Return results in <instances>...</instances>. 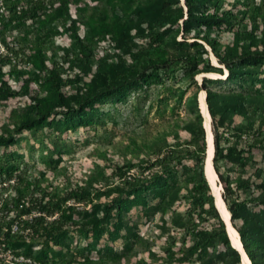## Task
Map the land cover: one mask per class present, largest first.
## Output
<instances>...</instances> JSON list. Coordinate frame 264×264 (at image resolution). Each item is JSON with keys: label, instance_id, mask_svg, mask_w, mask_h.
<instances>
[{"label": "trees", "instance_id": "trees-1", "mask_svg": "<svg viewBox=\"0 0 264 264\" xmlns=\"http://www.w3.org/2000/svg\"><path fill=\"white\" fill-rule=\"evenodd\" d=\"M184 4L186 10L180 0H0V41L4 47L3 50L0 47V109L15 127L10 129L8 123L0 121V146L8 147L15 143L16 133L43 126L53 114L82 115L94 103L122 94L138 81L159 76L162 70H175L183 65L185 77L194 78L200 71L201 54L186 48H170L164 43L154 44L161 34L157 29L160 26L176 27V33L182 30L185 37L192 35L193 25L200 26L196 36H193L196 39L192 45L203 47L204 43L197 39L202 37L211 45L218 61L225 64L228 76L232 75L231 63L237 56L264 61V0H184ZM115 8L122 14L114 11ZM131 12L137 18L131 17ZM213 25L227 26L231 40L222 44L219 38L211 37ZM81 27L84 28L83 35L79 32ZM11 29L15 30V35L9 33ZM61 32L70 38V45L54 50L50 58L44 49ZM135 37H147V41L139 43ZM106 43L113 51L110 48L99 49ZM184 43L187 42L179 44ZM21 61L32 62L41 72L31 76L27 69L21 67ZM73 66L90 79L85 82V87L71 85V91L67 92L66 82L74 80L64 79L62 74L69 73ZM21 98L25 99V108L19 113L17 104ZM206 101L214 136L213 165L224 189L228 191L230 182L219 171L217 160L238 159L236 157L242 151L251 152L264 143V136L255 135L243 148L232 145L222 148L220 128L230 117V104L243 110L241 119L247 123L240 126L241 132L236 134L237 137L251 130V107L245 108L247 103H252L251 96L233 94L227 98L225 93L206 89ZM193 125L191 134H195ZM199 125L202 144L196 149L197 154L204 152L205 143L200 115ZM262 125L263 120H259L256 129L259 130ZM177 153L178 148L173 144L165 146L151 161L140 166L139 174H129L122 183L135 191L138 186H149L165 179V173L178 165L173 162ZM6 154V149L0 151V175H4L7 181V184L1 185V190L7 191V194L0 193V264H51L43 251L50 245L65 246L62 235L68 223H76L94 199L101 201L109 210L119 202L125 189L117 185L111 192L99 187L92 191L91 183L85 182L72 184L61 194L44 181V172L41 179L33 182L25 170L15 166ZM122 166H118L120 178L134 167V163L124 159ZM209 185L203 174L200 180L193 183L190 189L196 193L194 203L200 201L199 195L203 192L210 194ZM211 207L215 232L198 227L199 239L194 245L189 247L172 241L160 251L149 250L148 256L156 259L164 257L166 264H180L186 260L184 256L200 243L205 248L203 243L207 239L210 241L212 236H218L222 243L238 251L231 245L219 211L213 203ZM244 207L242 202L229 203L232 225L238 230L252 264H264V255H256V247L264 246V232L259 224L256 226L253 221L239 216L238 212ZM237 220H244V224H239ZM85 221L87 225L100 224V218L94 214ZM248 221L253 223L247 224ZM248 226L249 232L246 229ZM8 253L23 255L24 259L7 258ZM123 263L124 258L115 253L83 260H55V264Z\"/></svg>", "mask_w": 264, "mask_h": 264}, {"label": "rangeland", "instance_id": "rangeland-1", "mask_svg": "<svg viewBox=\"0 0 264 264\" xmlns=\"http://www.w3.org/2000/svg\"><path fill=\"white\" fill-rule=\"evenodd\" d=\"M180 2L186 10L184 0ZM114 11L122 14L118 8ZM130 16L137 18L134 12ZM179 23L182 26V20ZM199 27L197 24L193 25L192 35L185 37L182 30L176 33V27L160 26L157 29L161 34L154 42L201 54L200 71L194 78L185 77L183 65L175 70H162L159 76L138 81L122 94L94 103L82 115L53 114L43 126L16 133L15 143L8 147L0 146V151L6 149V155L15 166L25 170L29 179L33 182L41 179L44 172V181L53 189L57 188L61 194L72 184L85 182L91 183L92 191L95 187L107 192L113 191V186L117 185L125 188L119 202L109 210H106L101 201L94 199L76 223H68L62 235L65 246L50 245L43 251L51 264H55L57 259L83 260L114 253L124 258L123 264H166V258H150L148 251H160L172 241L190 247L199 239V228L215 232L212 203L217 211L219 209L211 187L210 194L203 192L199 195L200 201L195 203L196 193L190 189L202 174L206 178L207 131L200 95L202 92L206 94V89H210L225 93L227 98H231L233 94L251 96L252 103H247L245 107H251V130L237 137L236 134L241 132L240 126L247 123L245 119H241L243 110L234 104H230V117L220 128L222 148L227 145L245 147V143L250 142L255 135L264 136V61L237 56L231 63L232 75L228 76L229 70L218 61L211 45L202 37L197 39L204 43L203 47L192 45L196 39L193 36H196ZM227 28L225 25H213L210 36L219 38L225 44L231 40ZM79 32L83 35L84 28L81 27ZM215 32L219 34L216 35ZM9 33L15 35V30L11 29ZM66 36L65 32H61L48 42L44 50L48 51L50 58L53 57L54 50L70 45L71 40ZM135 40L145 43L147 37H135ZM181 41L187 43L179 44ZM102 48L110 47L106 43L100 45L99 49ZM110 50L113 51L112 48ZM213 55L218 63L213 60ZM21 67L27 69L33 77L41 72L32 62L21 61ZM62 76L64 79L74 80L72 83L66 82L67 92L71 91V85L85 87V82L90 79L77 66H73L69 73L65 72ZM10 81L13 82L12 79ZM24 108L25 99L21 98L17 111L22 113ZM199 115L205 143L204 152L197 154L196 149L202 144ZM259 120H263V125L257 130ZM0 121L8 123L10 129L15 128L1 109ZM193 124L195 134H191ZM169 144L178 148L177 159L173 160L178 165L165 173V179L149 186H138L135 191L122 183L129 174H139L140 166L151 161ZM236 158L239 160H217L219 171L230 182V189L227 191L217 174L222 197L227 206L231 202H242L245 207L238 212L239 216L253 221L256 226L259 224L264 232V143L251 152L242 151ZM124 159L133 162L134 167L120 178L118 166H122ZM4 183L7 184V181L4 175H0V193L6 195L7 191L1 190ZM92 214L100 218L98 226L86 224L85 220H89ZM219 215L227 231L226 221L220 211ZM249 221L247 224L253 223ZM237 222L244 224V220ZM246 229L249 232V226ZM227 235L229 237L228 231ZM203 244L205 248L200 243L184 256L186 260L180 264H243L241 254L222 243L218 236H212L210 241L207 239ZM256 249L257 257L264 255V246L259 245ZM13 256L9 253L6 255L7 258ZM14 257L24 259L23 255Z\"/></svg>", "mask_w": 264, "mask_h": 264}, {"label": "bare ground", "instance_id": "bare-ground-1", "mask_svg": "<svg viewBox=\"0 0 264 264\" xmlns=\"http://www.w3.org/2000/svg\"><path fill=\"white\" fill-rule=\"evenodd\" d=\"M213 60L217 62V59L213 55ZM218 63V62H217ZM211 75L212 73H207ZM200 106L204 116V126L207 131V153L205 158V176L211 186L212 192L215 196V202L217 208L219 209L221 216L226 221L227 231L232 245L238 249L241 253V259L243 264H252L250 257L243 247V243L240 237L238 230L231 223V213L222 197V187L218 182L217 173L213 165V156H214V141H213V132L211 128V116L208 110L206 94L202 92L200 95Z\"/></svg>", "mask_w": 264, "mask_h": 264}, {"label": "built area", "instance_id": "built-area-1", "mask_svg": "<svg viewBox=\"0 0 264 264\" xmlns=\"http://www.w3.org/2000/svg\"><path fill=\"white\" fill-rule=\"evenodd\" d=\"M0 47H1V49H4V47H3V45L0 43ZM4 184H6V183H4ZM1 255V254H0Z\"/></svg>", "mask_w": 264, "mask_h": 264}, {"label": "water", "instance_id": "water-1", "mask_svg": "<svg viewBox=\"0 0 264 264\" xmlns=\"http://www.w3.org/2000/svg\"><path fill=\"white\" fill-rule=\"evenodd\" d=\"M234 247V246H233Z\"/></svg>", "mask_w": 264, "mask_h": 264}]
</instances>
